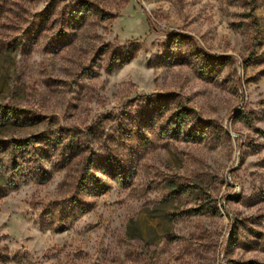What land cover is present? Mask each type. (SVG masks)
I'll return each instance as SVG.
<instances>
[{"label":"rangeland","instance_id":"374dc122","mask_svg":"<svg viewBox=\"0 0 264 264\" xmlns=\"http://www.w3.org/2000/svg\"><path fill=\"white\" fill-rule=\"evenodd\" d=\"M0 264H264V0H0Z\"/></svg>","mask_w":264,"mask_h":264},{"label":"trees","instance_id":"16d2710c","mask_svg":"<svg viewBox=\"0 0 264 264\" xmlns=\"http://www.w3.org/2000/svg\"><path fill=\"white\" fill-rule=\"evenodd\" d=\"M120 178H122V177H118V179H120Z\"/></svg>","mask_w":264,"mask_h":264}]
</instances>
